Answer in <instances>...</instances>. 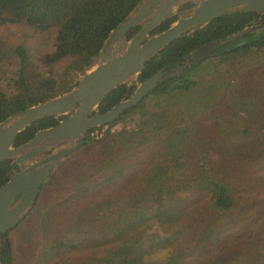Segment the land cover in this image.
<instances>
[{
	"label": "trees",
	"instance_id": "1",
	"mask_svg": "<svg viewBox=\"0 0 264 264\" xmlns=\"http://www.w3.org/2000/svg\"><path fill=\"white\" fill-rule=\"evenodd\" d=\"M138 1L0 0V26L8 23L25 26L20 33L7 29L0 35V61L17 60L11 84L6 88L0 85V120L72 88L78 81V74L96 62L110 29ZM176 17L165 18L150 33L165 29ZM257 17V11L243 9L214 16L205 25L175 37L149 57L138 79L142 80L161 67L168 69L180 63L196 46L241 30ZM139 27V24L132 26L127 31V37ZM50 30L53 31L51 47L35 54L28 40ZM262 52L264 27L247 31L224 42L200 62L160 81L139 102L124 108L115 120L89 128L80 137L77 146L65 156V162L62 163V159L49 170L40 183L33 205L16 225L26 220L36 205H47L46 233L51 240L49 248L54 253L53 263L66 260L69 264L70 258L85 256L89 259L87 264H188L187 257L189 264H225L224 258L233 257L238 249L217 232L218 225L211 222L212 217L203 229L195 227L198 217L192 218L193 224L189 223L191 219H183L190 213V206L185 202L192 193L205 195L203 202L207 205L209 216L231 209L236 183L229 176L223 178L219 173L223 170V160L231 168V176L237 182L249 185L258 179L262 193L251 194L257 197L263 195L259 202L264 203V64L246 62L247 57L258 56ZM203 62L207 65L200 72L206 73L208 79L215 83L221 78H229L232 73L239 75L236 86L241 92H230L228 105L234 103L235 106L227 107L226 101V105L214 102L221 111L211 113L206 110L192 120L195 131L190 134L186 116L178 108V98L186 96L185 91L197 84L198 79L193 74ZM57 63L61 65L55 73L52 66ZM42 68H49V72L41 71ZM127 87V82H122L111 88L93 112L105 111L119 101ZM65 116L49 114L37 122L40 127H46ZM255 116L261 117L262 124H228L230 118L249 120ZM127 119L134 122L132 127L122 125L117 130H111L113 124ZM104 125L107 128L101 136L95 137L93 130ZM37 129L36 121L31 122L17 133L14 145L31 138ZM176 137L191 141L199 155L201 171L183 174L172 182L165 175L157 176L147 171L148 175L143 180L150 183L153 191L145 190L142 184L135 187V182L126 188L128 193L136 189L133 195L119 193L118 181L134 169L143 166L150 169L156 163L167 161L182 166L184 161L179 160V154H167L170 142ZM202 138L205 141L201 143L199 140ZM123 144L134 146V150L122 155L110 168H95L100 167ZM209 145L219 152H208ZM216 153L217 156H214ZM64 166L69 172L61 180L63 172L60 169ZM19 168V163L13 158L0 160V185ZM94 168L95 171L88 173ZM132 199H136L137 204L132 205ZM145 200L147 204L142 203ZM179 223L182 225L175 232L159 233L160 229ZM241 227L244 225L236 227V231ZM10 229L0 231V256L3 259L9 256L6 264H11L12 259L11 250L6 255L3 246L4 241L10 245L7 237ZM183 230L187 233L178 238L180 241H175ZM255 230L252 228L249 239L240 243V248H246L247 254L256 252L257 262L264 264V235L255 238ZM233 240L237 241L236 237ZM175 242L178 243L174 247L172 244Z\"/></svg>",
	"mask_w": 264,
	"mask_h": 264
},
{
	"label": "water",
	"instance_id": "2",
	"mask_svg": "<svg viewBox=\"0 0 264 264\" xmlns=\"http://www.w3.org/2000/svg\"><path fill=\"white\" fill-rule=\"evenodd\" d=\"M243 9L259 13L258 23L244 26L224 38L202 43L180 63L159 68L138 79L144 63L164 45L182 33L205 25L223 12ZM177 17L163 30L150 31L165 18ZM140 27L129 38L127 31ZM264 27V0H139L110 29L96 62L87 68L75 85L55 96L31 104L0 120V160L13 158L20 168L0 185V231L14 227L33 205L41 181L49 170L69 154L91 127L115 120L124 108L139 102L160 81L179 74L200 62L224 42ZM243 40H241L242 42ZM127 82L124 96L105 111H95L102 97L113 87ZM49 114L66 115L56 124L40 127L37 120ZM36 121L38 127L28 140L14 145L17 133ZM56 143H62L50 150ZM5 254L9 253L4 241ZM4 263L0 256V264Z\"/></svg>",
	"mask_w": 264,
	"mask_h": 264
},
{
	"label": "rangeland",
	"instance_id": "3",
	"mask_svg": "<svg viewBox=\"0 0 264 264\" xmlns=\"http://www.w3.org/2000/svg\"><path fill=\"white\" fill-rule=\"evenodd\" d=\"M24 27L25 26L23 25H18L15 23H8L6 25L0 26V35L5 33L7 29H11L17 33H20ZM52 34L53 31L50 30L44 33H38L28 40V43L31 44L32 50L35 54L51 47ZM246 62L250 63L251 65L259 64L261 62L264 64V52L258 53V56L247 57ZM16 63L17 60L15 59H13L11 62L4 60L0 61V85L3 88H6L8 87V85L11 84V78L14 75L13 73ZM59 65L61 64L57 63L52 66L55 73H58L60 67ZM206 65L207 62H203L201 65H199L198 71L193 74V76L198 79L197 84L191 89H189V91H185L187 92L186 96H180L178 98V108L182 109L184 115L186 116V120L189 124L188 129L190 134H193V132L195 131V126L192 120L197 118L202 112L206 110L210 111L211 113H218L219 111H221L219 107L216 106L218 102L225 103L226 101L228 105V101H231L229 98L230 92H241V90H239L236 86V81L239 75L232 73L229 78H221L220 81L215 83L214 80L208 79V75L206 73L200 72V70ZM40 70L49 72V68H42ZM81 75L82 74H78L76 79L78 80ZM214 102L217 103L215 104ZM229 106L230 105H228L227 107ZM233 106H235L234 103L230 107ZM260 120V116H255L254 118H251L249 120L243 119V117L242 119L239 118V120H232L230 118L228 124L233 126L262 124ZM122 125L132 127L134 125V122L131 119H127L125 122H117L111 126V130H117L121 128ZM106 128L107 125H104L102 128H96L93 130L92 134L95 137H99ZM203 141H205V138L199 140V142L201 143ZM254 141V144H256L257 141L255 139ZM60 144L62 143H56L52 145L50 147V150ZM133 150L134 146L123 144L117 149L114 154L109 156V158H107L104 163L100 165V167L95 168L99 170H105L107 168H110L119 161V158L122 155L130 154V152H132ZM207 150L211 153H215V151L219 152L217 151L216 147L213 148L212 145H209L207 147ZM170 152H175L176 154H179V160L184 161L182 166H180L179 163H177L176 165H172V162L167 161L160 164L156 163L150 169L149 167L145 168L144 166L142 168L139 167L137 169H134L131 173H129L127 176H124L118 181L117 189L119 190V193H124V196L133 195L136 189H134V192L128 193V191H126V188L128 186L131 187V184L135 182L137 183V180L141 181H139L137 184L135 183V187H139L142 184L145 190L153 191V189L150 187V183H147V181L143 180V178L148 175L147 171L149 173H156L157 176L165 175V177L169 178V181L171 182L174 181L176 177L183 176V174H191L193 171H201L199 167V155L197 154L196 150H194L193 144L191 143V141L189 142V139L181 140L180 137L173 138L170 142L167 154ZM257 153H259V150H257ZM214 156H217V153ZM71 157L72 155L69 158ZM170 158L171 157H169L168 159ZM221 161V165H223V170L219 173L223 175V178L229 176L230 179L236 183L233 192V206L227 212H223L222 214L216 212L209 216L207 212V205L203 202V199L206 198V196L198 194L193 195L192 193L189 195L190 197L188 196L189 198L185 202V204L190 206V213L185 215L183 219L189 221L190 219L192 220L193 217H198L199 219H196V221L194 222L195 227L198 226V228L203 229L204 226L209 224V221L212 217L211 222L218 225L217 232L222 233L221 235L227 238L228 242L232 245V247L238 249V253L236 255L232 254L234 255L233 257L224 258L223 261L225 264H260L259 262H257L258 257L256 255V252L247 254L245 251L246 248H240V243L245 242L249 239L250 233L253 232L252 228L255 230V227H257V229L253 233V236H255V238L264 235V203L259 202L261 199H263V195H261V197H257L256 195L253 196L251 194L252 192L259 194L262 193V189H260L259 187V181L258 179H256L254 184L249 183V185L244 182H237V180L233 176H231V168L228 167V164L223 160ZM63 162H65V159L62 160V163ZM60 164L59 168L61 166ZM95 168L90 169L88 173L93 172V170L95 171ZM67 169L68 168L65 166L64 168L60 169L63 172V175H60L62 176L61 180L65 179V175L69 172V169ZM242 177L243 176H240V178ZM87 178H90V176H87ZM154 179H156L155 175ZM247 179L249 180L250 178ZM235 194H237L238 196H236ZM199 200L201 202H199ZM130 203L132 205L137 204L136 199H132ZM142 203L147 204L148 202L145 200ZM47 210V205H36L26 220H23L21 223L11 228L7 232V237L9 238L11 246V264H68V261L66 260H60L57 261V263H53L54 253L49 248L51 240L49 239L46 233L47 220L45 219V215L47 213ZM193 221L194 220L189 221V223L193 224ZM189 223L186 222V224ZM181 225L182 223L164 227L163 229L159 230V233L164 234L175 232V229H179ZM243 225L244 227H241V229H238V231H236V227H240ZM186 233L187 232L183 230V232L180 233L179 236H177V239H175V241L179 240L178 238L183 237ZM235 237L237 241L233 240ZM177 243L178 242H175L172 245L175 247ZM100 253L101 252H97V254ZM88 261L89 259H85V256L80 257L79 259L70 258L69 264H87ZM186 263L189 264L188 257ZM202 264L207 263L203 262Z\"/></svg>",
	"mask_w": 264,
	"mask_h": 264
},
{
	"label": "flooded vegetation",
	"instance_id": "4",
	"mask_svg": "<svg viewBox=\"0 0 264 264\" xmlns=\"http://www.w3.org/2000/svg\"><path fill=\"white\" fill-rule=\"evenodd\" d=\"M258 19H259V17H257L256 19H253V20H251L250 21V25H255V24H257L258 23ZM258 29H260V28H256V29H254V30H258ZM9 245V244H8ZM11 250V246L9 245V251ZM3 259V258H2ZM3 261H4V263L5 262H9V256H7V257H5V259H3Z\"/></svg>",
	"mask_w": 264,
	"mask_h": 264
}]
</instances>
